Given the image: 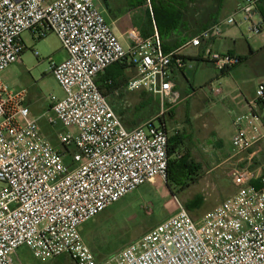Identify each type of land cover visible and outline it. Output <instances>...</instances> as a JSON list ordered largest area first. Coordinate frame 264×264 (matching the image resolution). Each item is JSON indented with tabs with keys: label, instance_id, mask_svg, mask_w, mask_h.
I'll return each mask as SVG.
<instances>
[{
	"label": "built area",
	"instance_id": "1",
	"mask_svg": "<svg viewBox=\"0 0 264 264\" xmlns=\"http://www.w3.org/2000/svg\"><path fill=\"white\" fill-rule=\"evenodd\" d=\"M97 1L0 0V73L21 62L22 35L28 31L39 38L54 32L67 54L62 61L50 60L65 96L51 97L48 119L62 126L58 140L64 151L42 135L23 105L25 91L10 90L0 78V264H27L17 256L22 246L37 259L68 255L76 264H264V174L249 168L231 169L237 191L198 221L179 205L175 214L102 262L84 243L83 224L141 185L166 181L169 132L162 119L181 100L170 67L173 62L184 66L178 49L163 50L157 31L148 37L130 32L125 48ZM260 1L241 0L233 14L186 46L199 47L221 37L225 27L245 23L250 33L260 34L263 24L253 20ZM206 55L220 73L239 64L234 54L206 49ZM122 62L136 70L125 89L144 90L159 97L162 106L157 117L133 129L96 84L99 74ZM210 89L222 95L220 85ZM263 105L261 84L247 110L232 113L234 154L264 136Z\"/></svg>",
	"mask_w": 264,
	"mask_h": 264
},
{
	"label": "rangeland",
	"instance_id": "2",
	"mask_svg": "<svg viewBox=\"0 0 264 264\" xmlns=\"http://www.w3.org/2000/svg\"><path fill=\"white\" fill-rule=\"evenodd\" d=\"M240 18L241 15L237 16V19ZM233 27L236 28L234 32L242 38L252 37L248 30L249 24ZM130 32L143 37L136 29H130ZM22 39L26 49L21 56V62L6 68L0 73V78L10 90L25 91L23 105L37 120L42 135L59 150L64 151V147L58 140V133L63 130L62 126L60 124L51 125L48 122L51 116L49 111L51 97L62 99L65 96L62 87L50 72V60H56L57 55L62 51L61 42L54 32H49L46 36L39 38L28 31L22 35ZM188 52L195 53L193 49H188ZM204 59L206 60L207 57L205 56ZM192 66L194 68L189 70L186 79L177 77L182 81L181 88L192 95L185 99L186 97L181 91V100L165 114H167L169 134L178 132L182 137V154L188 152L191 159L202 168L198 182L188 186L185 190L175 186L172 193L164 179L156 178L154 181L141 185L83 224L80 227L82 239L98 262L116 254L127 244L136 241L154 226L175 214L179 205L186 208V203L200 197L203 200L202 205L193 211H188L191 217L198 221L206 212L218 206L234 189L235 185L230 177L231 169L224 170V167H216L206 174L210 167L209 159L215 164L219 153L213 148L208 149L211 146L207 140L212 138V135L208 132L201 133L196 128L199 126L202 131L217 128L218 125L213 121L211 125H203L209 117L206 108L212 106H215V110L220 111V115L217 116L219 129L224 130L229 127V121L224 111L220 106H216L219 97L214 95L208 86L219 71L212 63L207 62L198 64L194 62ZM255 83L261 84L258 80ZM140 92L139 94L138 92L128 93L124 96V100L122 99V111L127 116L138 112V106L147 98V95H142ZM151 98L154 100L153 97ZM202 99L207 100V107L198 105ZM114 102L116 101L114 100ZM117 105L114 104L115 110ZM140 110L146 109L141 108ZM160 112L161 109L159 111L156 109L152 113H148L149 116L144 121L157 117ZM121 120L126 126V119ZM210 142L213 144V138ZM207 144L209 147H206ZM17 256L20 261L27 264H76L68 255L47 260L37 259L26 246L17 250Z\"/></svg>",
	"mask_w": 264,
	"mask_h": 264
},
{
	"label": "crops",
	"instance_id": "3",
	"mask_svg": "<svg viewBox=\"0 0 264 264\" xmlns=\"http://www.w3.org/2000/svg\"><path fill=\"white\" fill-rule=\"evenodd\" d=\"M186 2H188V5L184 9L186 11L184 24L177 30L159 35L162 45L171 48L168 52L178 49L183 59V68H178L174 62L170 67L171 81L175 90L180 95L182 91L186 97L185 99H188L192 94L181 88L182 81L177 79V77H184L186 79L188 72H190L189 70L194 68L192 66L194 62L197 64L199 62L212 63L206 55V49L219 53H230L243 58V61L239 65L230 68L225 73L218 72L208 85L210 87L218 84L222 87L223 92L221 96H217L219 99L216 106H220L221 110L224 111L229 121V127L224 130L219 129V119L217 116L220 115V111L215 110V106L211 108L207 107L206 99H202L200 104H198L201 107H207L206 110L209 115L206 120L208 123L206 122L203 125L208 126L213 122L218 125L217 128L210 131H202L199 126H196L201 133L208 132V134L212 135L213 144L210 142L212 138H208L207 143L211 146L208 149L213 148L219 153V158L215 164L208 157L210 167L206 174L216 167H224V170L232 169L233 167H244L253 170L257 174H264V136L257 144L241 155L234 154L232 147V137L234 135L232 113L247 110V101L254 95L259 84L255 83L256 80L264 84V0H261L258 4L257 11L253 17L254 22L263 24V30L260 34L255 35L249 32L252 37L245 39L234 32L236 28L225 27L221 37L213 39L210 42H203L199 47L186 46V44L206 27L230 16L237 9L241 0H224L220 9L216 7V0H197L196 2L186 0ZM96 5L125 48L131 42L130 29H136L143 37L151 36L157 31L153 20L151 1L147 3L146 0H98ZM188 49H193L195 53H189ZM205 56L207 57L206 60L204 59ZM66 57L67 54L62 49L55 61H62ZM110 67H112L115 73L121 74L123 79L127 81L136 74L135 68L128 63H124L123 68H120L116 64ZM104 73L105 71L96 77V84ZM140 91L154 98L157 104V111L162 108L159 97L151 95L144 90L128 91L124 88L109 95L108 100L115 110L114 104H122L121 101L122 99L124 100L126 94L132 92H138L139 94ZM165 105L166 108L169 107L168 104L165 103ZM171 108L170 106L166 112ZM259 114L262 119L264 132V105L260 107ZM191 118L193 117L191 116ZM163 119L167 125V114L164 115ZM167 130L169 132L168 125ZM173 134L175 133L169 134V137ZM208 144L206 147H209ZM54 147L58 149L57 146ZM236 191L237 188L234 186V189L222 202Z\"/></svg>",
	"mask_w": 264,
	"mask_h": 264
},
{
	"label": "trees",
	"instance_id": "4",
	"mask_svg": "<svg viewBox=\"0 0 264 264\" xmlns=\"http://www.w3.org/2000/svg\"><path fill=\"white\" fill-rule=\"evenodd\" d=\"M153 13L154 24L157 28L159 35H164L177 30L184 24L185 10L188 2L186 0H150ZM189 2H196L197 0H188ZM224 0H216V7L221 8ZM205 15V12H204ZM211 16V15H210ZM214 18V17H213ZM163 50L168 52L170 47L163 46ZM243 61V58L239 56V64ZM125 62L116 63V65L123 68ZM238 64V65H239ZM237 66V65H236ZM229 70V69H228ZM227 70L221 72L225 73ZM123 79L121 74L112 69V67L106 69L102 77L97 81L99 91L106 96L113 94L117 90L125 88L127 80ZM142 95H147V98L138 106V112H133L128 115L124 114L122 109L123 105L119 104L116 107V114L120 119H126L125 124L128 129H133L142 124L144 119L149 116L148 113H152L156 110V101L152 100L151 96L145 92H140ZM141 108L146 110L141 111ZM164 127L167 128L166 122L162 119ZM148 121V119H146ZM182 137L178 132L171 135L168 139V170L166 183L170 191L173 193V187L177 186L182 190H185L188 186L198 182L200 176L201 167L194 162L190 154L181 153ZM253 184H257L253 181ZM203 203L200 197H196L193 201L186 203L187 211H193L199 208Z\"/></svg>",
	"mask_w": 264,
	"mask_h": 264
}]
</instances>
